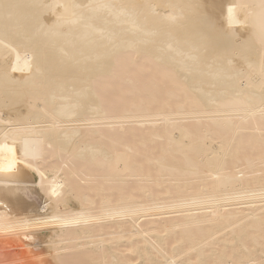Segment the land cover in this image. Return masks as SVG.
Instances as JSON below:
<instances>
[{
  "label": "bare ground",
  "instance_id": "1",
  "mask_svg": "<svg viewBox=\"0 0 264 264\" xmlns=\"http://www.w3.org/2000/svg\"><path fill=\"white\" fill-rule=\"evenodd\" d=\"M127 55L161 68L167 100L107 115L93 83ZM177 93L183 102L171 105ZM147 117L166 126L148 139L160 151L143 161L130 157L145 139L122 145L125 155L84 129ZM47 146L49 157L94 168L130 153L114 168L141 186L112 196L118 171L101 174L114 186H87L90 167L78 168L86 187L75 183L77 194L97 199L71 205L64 192L45 204L51 196L32 184L48 178L33 164ZM50 162L47 176L75 175ZM86 222L74 230L75 264H264V0H0V264H66L57 253L70 245L65 226ZM94 242L108 245L84 247Z\"/></svg>",
  "mask_w": 264,
  "mask_h": 264
},
{
  "label": "rangeland",
  "instance_id": "2",
  "mask_svg": "<svg viewBox=\"0 0 264 264\" xmlns=\"http://www.w3.org/2000/svg\"><path fill=\"white\" fill-rule=\"evenodd\" d=\"M135 55V54H134ZM128 57H126V59L128 58L129 60L131 59V57L133 58V55H131V57H130V55H127ZM139 56V55H138ZM135 57H136V55H135ZM135 57H134V59H135ZM120 59H122V60H120ZM119 59V61L117 60V63H118V67H116V70L114 71V73L111 75V76H108V77H102V78H99L98 80H95L94 81V83H93V85H94V87L96 88V91H97V97L99 98V100H100V102H101V105L103 106V108L105 109V111H106V113H107V115H108V113L109 114H112V112L114 113V112H117V113H120L121 111H123V109H130V110H132V109H134V108H141L143 105H147L150 109H159V108H161V106L164 104V102L167 100V96H168V94H167V92L164 90V88H166V86L167 85H169V84H171V82L172 81H170L169 82V80L170 79H166L165 81L166 82H164L163 80H161V72H159V71H161L160 69L161 68H159L158 69V66L156 67V69H155V66L156 65H152L151 63H148V62H150V60L149 61H147V59L145 60V59H141V57H139L138 58V60L136 61V64H133L132 65V60H130V61H128L127 62V64H122V63H125L126 62V60H125V58H120ZM125 61H124V60ZM133 59V60H134ZM136 59H137V57H136ZM139 59H141L140 61H139ZM124 61V62H123ZM134 62V61H133ZM138 62V63H137ZM130 64V65H129ZM153 73H157V75H156V77H155V80H154V82L153 83H151V81L150 80H148L149 79V77L151 76V74H153ZM172 80V79H171ZM144 81H147V82H144ZM163 81V82H162ZM167 82H169V83H167ZM166 83H167V85H166ZM133 86H135V88L136 89H133ZM177 95L178 96H173V100H172V103H171V105H174V104H176V103H182L183 102V99H184V93H177ZM118 111H120V112H118ZM188 117V118H187ZM189 117H193V116H186V117H184V122L181 120V122L182 123H184V124H186L187 122H189L190 123V119H189ZM159 118H161V117H159ZM150 119H154V117L152 118H150L149 117V119H148V117L146 118V121H145V119L143 120V119H141V122H138V120L140 121V119H137V120H129V122L126 120V119H116L115 121H113L112 123H107L105 120H100V121H97L96 123H94V124H92V125H90V124H87V125H85V128L84 129H89V131H87V133H89L90 135V141H92V142H99L102 146L104 145V147H106V149L107 150H109V151H118L119 149V152H122V153H124L123 151H125L124 149L125 148H123V146L126 144V146L127 145H130V147H132L131 145H133V147L132 148H134V146L135 145H137L138 144V146L140 145V143L141 142H143V139H145L144 141L146 142V144H144V145H142L143 146V149H140V147L138 148V151L139 152H137V151H135V150H133V152L131 153V154H133L130 158H132L133 160L135 159L136 160V156L138 157L137 158V161H138V159L140 158V157H142V159H144V157H146V155H149L150 154V152L152 151V150H154L155 151V149L156 148H158L160 145H161V143H159V141H158V143L160 144H155V142L153 141H151V143H149L150 141V139H151V136L152 135H154L153 133H156L155 131L157 130L158 132H160L161 130H162V128L164 129V127H163V125L164 124H166V123H164V124H162V126H160L161 125V119H159V121H160V123L158 124V125H155V127L157 128H153V126L151 125V123L153 124V123H156V122H159L158 121V118L156 117V119H154V120H157L156 122L154 121V120H152V121H154V122H151L150 123ZM183 119V118H182ZM187 119V120H186ZM193 119H196L195 117H193ZM192 119V120H193ZM148 120H149V122H148ZM188 120H190V121H188ZM126 121V122H125ZM132 121V122H131ZM144 122V123H143ZM146 122V123H145ZM192 122V121H191ZM150 123V124H149ZM144 124V125H143ZM146 124H147V126H146ZM188 124V123H187ZM138 125V126H137ZM141 127H140V126ZM152 126V127H150V126ZM164 126H166V125H164ZM144 128V130H142L141 128ZM93 129V130H92ZM132 129H134V130H132ZM138 129V131H136ZM142 130V131H140V130ZM146 129V130H145ZM91 130V131H90ZM95 130V133H93L92 131H94ZM131 130V131H130ZM160 130V131H159ZM154 131V132H153ZM153 132V133H152ZM162 132V131H161ZM158 134H161V133H158ZM147 135H149L148 136V138H147ZM151 135V136H150ZM145 137V138H144ZM153 137V136H152ZM143 138V139H142ZM147 138V139H146ZM150 138V139H149ZM149 139V140H148ZM153 139V138H152ZM151 139V140H152ZM148 140V141H147ZM140 142V143H139ZM117 143V144H116ZM152 144H153V146H152ZM123 145V146H122ZM151 145V146H150ZM159 145V146H158ZM138 146H135V148H137ZM141 146V145H140ZM141 146V147H142ZM154 146H155V148H154ZM158 146V147H157ZM121 147L123 148V150H121ZM125 147V146H124ZM50 147L49 146H47V148L45 147L42 151V153H41V155H38V156H36V157H34L33 158V162H35V163H33L32 162V158H30V159H28V164L30 165V167L31 166H33L32 165V163L33 164H36V162H38L37 164H39V162L41 163V165H42V162H43V166L45 165L47 168H49V164H48V162H50V160H54V162L56 163V161L59 159V164H63V166H65L64 167V171H66V174H68L69 172H68V170L66 169V167L67 168H70L69 169V171L70 170H72L71 172L73 173V174H75L76 175V173H78V168L79 169H85L86 170V168L87 167H90V169L89 168H87L88 170H92V171H89V172H86V171H88V170H86V171H84L83 173H86L85 175H87V173H90L89 175L90 176H85V177H87L86 179H84V177H82L81 176V170H79V173H80V176H78V175H76V178L74 179V180H76L77 182H75L74 180H73V176H75V175H73L72 177H70V174H69V177H68V175H65L64 173H62L61 174V176H60V178L61 179H58V178H54V177H52V176H47L49 173H48V169L44 166L42 169H44V171L41 169V173L42 174H45V175H43V176H45L47 179H44L43 178V181H38V178H36V180H35V184L33 183L32 184V186L34 187L35 186V188L41 193V195H42V193H44L42 196L43 197H45L44 195H48L49 194V196H51V197H49V199L47 200H44V203L45 204H49V205H52V206H55L56 204H57V201H56V199H57V197L58 196H60V195H62L64 192H67V197L68 198H70L71 199V202L72 203H70L71 205H79L81 202H82V204L83 203H85V205H86V203L88 202V205H89V202L91 201V200H93V199H97V197L95 196V194L97 193V192H95V194H94V192H90V191H88L87 192V190L86 191H83L82 193H79V194H77V187H78V185H82V186H84V187H86L85 185H91V184H93V182L95 183V181L97 182V183H100L101 181H102V178H101V174H104L105 173V170H109L110 169V171H113V173H116L117 174V171H118V174L117 175H119L118 177L114 174V176L113 177H115V183H118V184H116V186H115V188H109V189H111L112 190V192L111 193H113V195L112 196H114L115 194H117L115 191L117 190V189H119V187L120 188H122V187H124V186H126V185H129V184H131V186L133 185L134 187H136L135 185L137 184L136 182H138V180L136 179V177L135 178H133L132 176H130V177H128L127 179H129V180H126V176L125 175H123L122 173V171L121 170H117V168H116V171H115V168H114V166L116 167L117 166V162H119L120 160H122V158H127V156L130 154V153H128V155L126 156V157H124V156H120L119 154L117 155V156H120V157H118V159H117V161H116V164L113 162L112 164H110V165H107L108 166V168H105V167H107V166H105V167H100V168H98V167H95L94 168V166L92 167V166H90V164H88V162L86 163V161H82V160H80V161H78V160H75L74 161V159H73V161L72 160H70V162L69 161H66V160H68V159H65V158H67V156L66 157H62L61 158V156L59 157V158H56V159H54L53 158V156L51 157V155H50V157H49V155L48 154H46L45 155V150H50L49 149ZM134 148V149H135ZM118 149V150H117ZM158 149H156V151H157ZM131 151H132V149H131ZM149 153H147V152ZM155 151V152H156ZM159 151H160V147H159ZM40 152H41V150L40 151H38L36 154H40ZM126 152H129V151H126ZM143 152V153H142ZM137 155H136V154ZM42 154L44 155V157L42 158L41 156H42ZM125 154V153H124ZM124 154H121V155H124ZM130 154V155H131ZM126 155V154H125ZM151 155H152V152H151ZM151 155H149V156H151ZM37 157H39V158H37ZM46 157V158H45ZM49 157V158H48ZM56 157V156H55ZM122 157V158H121ZM133 157H135V158H133ZM148 157V156H147ZM36 158H37V161H36ZM40 158H42L41 160H40ZM60 158H61V160H60ZM65 159V160H64ZM71 159V158H70ZM123 159V160H124ZM141 158H140V160H142ZM44 160V161H43ZM56 160V161H55ZM119 160V161H118ZM30 161L32 162V163H30ZM72 161V162H71ZM81 161H82V164H81ZM137 161H135V162H137ZM143 161V160H142ZM46 162V163H45ZM62 162V163H61ZM51 163V162H50ZM53 163V162H52ZM52 163H51V165H52ZM74 163H80V164H77V166L74 168V166L76 165V164H74ZM140 163V161L138 162V164ZM151 164L152 163V161L151 162H145V167L147 166V164ZM154 163H155V161H154ZM153 163V165H155ZM28 164H23V166L25 167V169H27L30 173H33V172H35L33 169H30V167L28 166ZM47 164V165H46ZM54 164V163H53ZM58 163H57V165H59ZM141 164H143L144 165V163H142L141 162ZM148 165L147 167H151L152 168V166L153 165ZM40 165V164H39ZM55 165V164H54ZM81 165V166H80ZM85 165H87L85 168H84V166ZM29 168H28V167ZM61 166V165H60ZM83 166V167H82ZM141 166V165H140ZM62 167V166H61ZM104 168V169H103ZM114 168V169H113ZM62 169H63V167H62ZM73 169H76V170H74V172H73ZM95 169V170H94ZM103 169V170H102ZM46 171V172H45ZM110 171H107V174L110 172ZM115 171V172H114ZM122 173H121V172ZM63 172V171H62ZM104 172V173H103ZM78 173V174H79ZM34 174H36V172L34 173ZM110 174H112V172L110 173ZM37 175V174H36ZM60 175V174H59ZM83 175V174H82ZM125 177H123V176ZM77 176H78V178H77ZM84 176V175H83ZM80 177H82V179H84L85 181H83V180H81V182L83 181L84 182V184H82V183H80V181H78L79 180V178ZM112 177V176H111ZM132 177V178H131ZM69 178H71L70 180H69ZM101 178V179H100ZM120 178H123V179H120ZM54 179H57L56 181L54 180ZM78 179V180H77ZM112 179H114V178H112ZM119 179V180H118ZM136 179V182L134 181ZM72 180V181H71ZM98 180V181H97ZM126 180V181H125ZM70 181V182H69ZM106 181V180H105ZM119 181V182H118ZM123 181V182H122ZM128 181V182H127ZM74 182V183H73ZM88 182V183H87ZM90 182V183H89ZM103 183L102 184H104V187L105 186H107L108 184H111V185H113V184H115L114 182H112V180H110V182H104V180L102 181ZM112 182V183H111ZM133 182H135V184H132ZM152 182V181H151ZM37 183H39V184H37ZM75 183H77V187H73V186H75ZM121 184V186H120V184ZM139 183V186H141L140 184V182H138ZM146 184L148 185V184H150L149 182H146ZM38 185V186H37ZM44 185V186H43ZM142 185H145V183L143 184V182H142ZM150 185H153V184H150ZM149 185V186H150ZM114 186V185H113ZM137 186H138V184H137ZM138 186V187H139ZM40 188V190L38 189V188ZM109 187V186H108ZM111 187V186H110ZM130 187V186H129ZM129 187H127L130 191H132L133 189H132V187L131 188H129ZM138 187H136V189L138 188ZM46 188V189H45ZM126 188V187H125ZM43 189H45L44 191H43ZM88 189V188H87ZM132 189V190H131ZM136 189H134V191H136ZM156 189V188H155ZM75 190V191H74ZM110 190V191H111ZM128 190V191H129ZM45 191H47L46 193H45ZM118 191V190H117ZM129 191V192H130ZM134 191H132L131 193H135ZM53 192H55V195L54 194H52ZM135 194H137V192L135 193ZM54 195V196H53ZM95 196V197H94ZM139 196H140V194H139ZM56 197V198H55ZM94 197V198H93ZM117 197V196H116ZM116 197H112V199H114L115 200V198ZM76 198V199H75ZM78 198V199H77ZM93 198V199H92ZM137 198H139V197H137ZM69 199V200H70ZM78 200V201H77ZM138 200V199H137ZM73 201H76V202H74V204H73ZM77 202H80V203H77ZM48 205V206H49ZM87 206V205H86ZM90 207L92 208V206L90 205ZM150 217H145V219H142L141 220V222H140V224H142L144 221H149V220H151V218L149 219ZM154 218V217H153ZM152 218V219H153ZM156 218V217H155ZM160 217H158V218H156V219H159ZM147 219H149V220H147ZM110 222H104V223H102V225L103 226H107V224H109ZM145 223V222H144ZM89 225L91 226V224L90 223H88V222H86V223H78V224H68V225H66L65 227L66 228H68L67 229V232H66V234L64 235V240L66 239L67 240V245H69V246H67V247H65V248H63V249H60L59 250V252H57V253H60V255H61V258L64 260V261H67L66 262V264H73L74 262V260H72L71 259V256L73 255V253H75V252H77L78 251V249L79 250H81L78 246H76V244H75V241L73 240L74 238H75V231H77V229H80L81 227H89ZM96 226L98 227L99 226V224H96ZM138 226V225H137ZM71 228V229H70ZM71 230H72V232H71ZM75 230V231H74ZM74 232V233H73ZM99 232H100V230H99ZM102 233V232H101ZM100 234V233H99ZM73 236V237H72ZM60 238V237H59ZM72 239V240H71ZM50 242H52V243H55V240H57L55 237H50L49 239H48ZM70 242H72V244L70 243ZM103 245H108V243L107 242H94V244H92V245H87V246H84L85 248H87V249H91L90 247H100V248H102L103 247ZM87 249H86V251H87ZM75 250V251H74ZM67 259H69V260H67ZM88 262L89 261H87V260H84V261H82L81 263H77V264H88ZM75 264V263H74Z\"/></svg>",
  "mask_w": 264,
  "mask_h": 264
},
{
  "label": "snow or ice",
  "instance_id": "3",
  "mask_svg": "<svg viewBox=\"0 0 264 264\" xmlns=\"http://www.w3.org/2000/svg\"><path fill=\"white\" fill-rule=\"evenodd\" d=\"M231 11V10H230ZM53 194L55 195V192H53Z\"/></svg>",
  "mask_w": 264,
  "mask_h": 264
}]
</instances>
